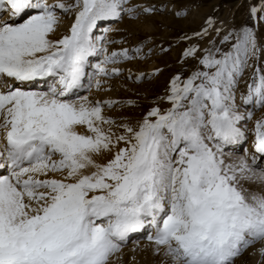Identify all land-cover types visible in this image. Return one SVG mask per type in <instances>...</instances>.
Here are the masks:
<instances>
[{
  "label": "snow or ice",
  "instance_id": "obj_1",
  "mask_svg": "<svg viewBox=\"0 0 264 264\" xmlns=\"http://www.w3.org/2000/svg\"><path fill=\"white\" fill-rule=\"evenodd\" d=\"M125 2L0 0V264H110L141 230L169 264H234L250 246L264 258V169L225 152L251 134L264 157V44L253 26L209 17L194 35L215 37L183 50L194 64L169 79L168 106L118 119L105 109L135 101L81 93L107 90L132 59L94 35L133 13ZM61 14L73 19L55 38Z\"/></svg>",
  "mask_w": 264,
  "mask_h": 264
},
{
  "label": "rangeland",
  "instance_id": "obj_2",
  "mask_svg": "<svg viewBox=\"0 0 264 264\" xmlns=\"http://www.w3.org/2000/svg\"><path fill=\"white\" fill-rule=\"evenodd\" d=\"M50 2L53 3L55 0ZM250 6L256 7L260 16L264 17V11H260L264 9V0H126L123 7L133 8L134 11L131 14L124 11L125 16L119 21L125 20L124 25L115 33V39L113 38L109 44L111 51L128 49L132 59L118 61L114 66L121 69V74L112 77L110 85L107 84L105 88L107 90H101L100 94H96L95 91L91 93V98L135 101L134 105L126 108L105 109L106 114L129 121L140 119L144 112L157 104L162 108L167 107L166 103L158 101V97L165 94L169 79L179 71L187 75L194 64V61L185 62L182 59L183 50L192 44L201 48L206 47L209 40L215 37L212 29H209L207 37L194 35L207 27L206 21L209 17L216 27H220L223 22L224 30L242 24L253 26L259 43L264 44V20L250 18ZM144 8H151L152 11L145 12ZM61 16L62 23L55 33V38L67 33L73 19L72 14ZM108 34L106 33V36ZM136 49L140 51L136 52ZM156 69L160 71L155 72ZM129 73L133 77L138 73L153 74L137 82L134 79H127ZM260 114L259 110L255 111L254 118ZM247 126L251 127L252 122ZM249 141H252L251 134L239 145L237 154H240L243 144ZM236 157L239 156L231 158ZM260 164L261 162L253 166L258 170ZM245 187L259 190L261 186L258 183L245 182ZM256 255L250 246L235 258L234 264H264V258L260 256L256 258ZM115 257L117 256L111 258L110 264H169L167 258L153 254L151 248L144 249L143 254L137 258L127 254Z\"/></svg>",
  "mask_w": 264,
  "mask_h": 264
},
{
  "label": "bare ground",
  "instance_id": "obj_3",
  "mask_svg": "<svg viewBox=\"0 0 264 264\" xmlns=\"http://www.w3.org/2000/svg\"><path fill=\"white\" fill-rule=\"evenodd\" d=\"M49 3L50 0H48ZM51 1H54V0H51ZM126 6V5H125ZM128 6V5H127ZM126 9V8H125ZM126 12V11H125ZM124 11L121 12L120 16L119 17H111V18H108V19H104V20H100L98 21V24H97V27L94 29V35L96 37H104L105 38V41H106V47L109 49V51H111L110 49V42H112L115 38H114V35L115 33H117L118 30H120L119 28L121 26L124 25V21L123 22H119L125 15L123 14ZM128 13V12H127ZM126 13V14H127ZM129 14V13H128ZM68 15V14H67ZM7 15H4V16H0V20L2 19H7ZM126 19V17H125ZM65 23V22H64ZM66 24V23H65ZM111 27V28H110ZM110 28V29H109ZM111 30H114V32H111ZM103 31L104 34H103ZM110 31V33H109ZM99 32V33H98ZM102 32V33H100ZM106 33L108 34L106 36ZM119 36H117L118 38ZM114 38V39H113ZM118 40V39H117ZM112 47V46H111ZM113 51V50H112ZM103 59V53H100L94 57H90V62L92 64H95V63H98L100 62L101 60ZM111 67V65H110ZM88 71H93L92 68H89ZM112 81V78L109 79V82H108V85H110ZM108 85H104L103 87L104 88H107ZM95 91L96 94H100V91L96 90V89H91L90 93L89 92H83L81 94L83 95H90L91 93H93ZM102 92V91H101ZM243 141V140H242ZM242 141L236 143V144H232V145H228L226 146L225 148V152L226 154H228L230 157H234L235 155L237 156H246L250 163L254 164L255 166L261 162L258 170L260 171L261 169H264V157H262L260 154L258 153H255L254 150H252L251 148V145H252V141H249L248 143H244L243 146H242V149L240 150L241 152H239L240 154H237V151H238V148H239V145L242 143ZM241 147V146H240ZM253 156H255V160L253 161ZM257 170V171H258ZM147 237V232L144 231V230H141V231H137V232H133V233H130L128 235V237L126 238V240L123 242V244L121 245V249L119 252H117L115 255L117 257H120L124 254H127L129 255L130 257H134V258H137L138 256L142 255L143 252H144V249H148V248H151L149 246V242L148 240L146 239ZM259 247V245H258ZM249 249V248H248ZM251 252V250L249 251ZM145 254V253H144ZM257 254V253H256ZM259 255L257 254L256 255V258L258 257ZM115 257V258H117ZM261 258V257H260ZM113 259V258H112ZM115 260V259H114ZM112 262V261H111ZM120 263V262H119ZM256 263V262H255ZM264 263V261H263ZM115 264V263H114Z\"/></svg>",
  "mask_w": 264,
  "mask_h": 264
}]
</instances>
